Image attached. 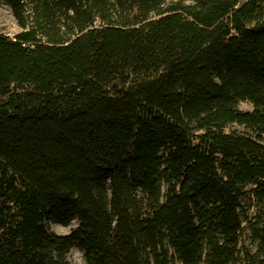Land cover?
<instances>
[{
    "label": "trees",
    "instance_id": "1",
    "mask_svg": "<svg viewBox=\"0 0 264 264\" xmlns=\"http://www.w3.org/2000/svg\"><path fill=\"white\" fill-rule=\"evenodd\" d=\"M0 3V264H264V0Z\"/></svg>",
    "mask_w": 264,
    "mask_h": 264
},
{
    "label": "rangeland",
    "instance_id": "2",
    "mask_svg": "<svg viewBox=\"0 0 264 264\" xmlns=\"http://www.w3.org/2000/svg\"><path fill=\"white\" fill-rule=\"evenodd\" d=\"M19 32H21V27L15 19L11 9L3 3H0V33H3L10 37H14ZM239 109L244 111L252 110V106L247 102H241L239 104ZM242 129V127H239L237 125H233L230 127V130ZM255 203V199L250 195L247 196L244 201L245 211L250 218H252L255 214ZM46 226L51 232L57 235H67L78 226V222L75 220L69 226H64L55 221L47 220ZM246 226L247 224L244 223V227ZM241 243L250 249H255V245L251 239V232L249 230L245 229L242 232ZM67 260L70 262V264H88L84 257V253L78 247H72L69 249V251L67 252Z\"/></svg>",
    "mask_w": 264,
    "mask_h": 264
}]
</instances>
